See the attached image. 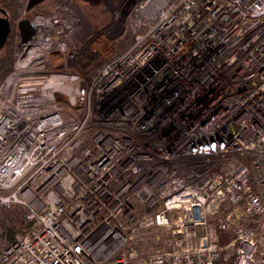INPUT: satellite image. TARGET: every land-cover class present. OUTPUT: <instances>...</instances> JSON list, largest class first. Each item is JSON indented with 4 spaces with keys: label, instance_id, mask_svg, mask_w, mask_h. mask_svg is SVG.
I'll use <instances>...</instances> for the list:
<instances>
[{
    "label": "built area",
    "instance_id": "2783aa9c",
    "mask_svg": "<svg viewBox=\"0 0 264 264\" xmlns=\"http://www.w3.org/2000/svg\"><path fill=\"white\" fill-rule=\"evenodd\" d=\"M129 1L109 59L16 44L0 207L30 230L0 264H264V0Z\"/></svg>",
    "mask_w": 264,
    "mask_h": 264
},
{
    "label": "trees",
    "instance_id": "16d2710c",
    "mask_svg": "<svg viewBox=\"0 0 264 264\" xmlns=\"http://www.w3.org/2000/svg\"><path fill=\"white\" fill-rule=\"evenodd\" d=\"M65 0H55L53 6L54 9L62 4ZM18 6V9L24 8V3L22 0H19V3L15 4ZM108 13L105 11L100 15L108 17ZM99 17V18H100ZM110 18V17H109ZM89 22L93 25L94 28L101 30L106 24L93 23V20L88 19ZM126 34L123 37L118 38L114 43V48L116 54H121L126 52L130 45L132 44L133 37L132 34L126 30ZM18 33L12 36L10 42L0 51V85L4 82L7 76L15 70V41ZM100 60V55L95 52H87L82 59L79 61V64L82 67L90 66L94 62ZM27 210L21 205H14L10 209L0 207V250L8 246L14 241L17 235H26L30 230V225L26 221ZM223 263V260L220 261Z\"/></svg>",
    "mask_w": 264,
    "mask_h": 264
},
{
    "label": "rangeland",
    "instance_id": "374dc122",
    "mask_svg": "<svg viewBox=\"0 0 264 264\" xmlns=\"http://www.w3.org/2000/svg\"><path fill=\"white\" fill-rule=\"evenodd\" d=\"M24 3V7L27 4L28 0H22ZM66 1V0H65ZM64 1V2H65ZM55 0H48L43 4V10H44V18H53L57 11L60 9L61 4L54 9ZM63 2V3H64ZM75 2V1H74ZM125 2H129V0H125ZM76 3V2H75ZM75 3H71V6H75ZM80 6V5H79ZM24 9V8H23ZM89 6L85 5V10H88ZM91 15L89 19L93 20L94 24H97V26H100L98 24H105L101 30H98L93 27V25L89 22L88 18L87 21L90 23L91 26H89L87 21H84L83 19L76 18V24L78 25V32H76V35L74 36V41L77 43L78 37H83L86 44L89 49L96 50L102 54L105 58L109 59L114 54V45L115 40L123 37L126 34V30H122L119 28V24H123V27L126 26L125 22L122 21L121 16L123 13L117 10H112V8H109L108 6H100L95 8H90ZM107 12L109 15L108 17L101 16L100 15L104 12ZM100 17V18H99ZM110 17V18H109ZM102 24V25H103ZM88 29L93 30L94 33L88 34ZM107 29V30H106ZM106 30L105 32L100 33V31ZM112 42V43H111Z\"/></svg>",
    "mask_w": 264,
    "mask_h": 264
},
{
    "label": "bare ground",
    "instance_id": "6f19581e",
    "mask_svg": "<svg viewBox=\"0 0 264 264\" xmlns=\"http://www.w3.org/2000/svg\"><path fill=\"white\" fill-rule=\"evenodd\" d=\"M75 13L65 5L56 18L39 17L35 23L37 38L29 43L27 47H22L21 54L26 59H45L48 52L59 48L66 52L74 46V36L78 32V26L74 21ZM78 18L83 19L80 14ZM75 31V32H74ZM88 34L94 33L88 29ZM83 40V37H78Z\"/></svg>",
    "mask_w": 264,
    "mask_h": 264
},
{
    "label": "flooded vegetation",
    "instance_id": "af4514ba",
    "mask_svg": "<svg viewBox=\"0 0 264 264\" xmlns=\"http://www.w3.org/2000/svg\"><path fill=\"white\" fill-rule=\"evenodd\" d=\"M72 2L75 3L74 7L71 6ZM16 3H19V0H0V23L3 24L7 22L9 25V33L7 35V40L3 48L8 45L10 39L16 33H18L19 36L17 35L15 41V47L17 43L22 44V38L20 36V29H19L20 22L24 20H28L33 24L35 28V23L37 19L39 17H44L43 15L45 14L42 8L45 2L36 6L30 11H27L28 2L25 5L24 9L21 8L20 11L18 9V6L15 5ZM125 4H127L126 7ZM131 4L132 3L130 1L127 3L125 2V0H89L88 2L84 0H66L64 3L61 4L62 6L60 7H64L65 5L69 6L75 13L74 18H78L77 15L82 13L85 17L89 19L91 15L90 8H95V7L99 8L100 6L105 5L108 6L109 8H112V10H117L120 11L121 13H124L131 6ZM85 5L89 6L88 10H85ZM36 33L37 32L35 30V35Z\"/></svg>",
    "mask_w": 264,
    "mask_h": 264
},
{
    "label": "water",
    "instance_id": "95a60500",
    "mask_svg": "<svg viewBox=\"0 0 264 264\" xmlns=\"http://www.w3.org/2000/svg\"><path fill=\"white\" fill-rule=\"evenodd\" d=\"M46 1L47 0H28L27 11L32 10L36 6L42 4ZM84 1L88 2L89 0H84ZM62 9H63V7H60V9L57 11L56 15L53 18H56ZM80 15L84 21H87V19L84 17V15L82 13H80ZM74 21L76 22V18H74ZM88 24H89V26H91L89 22H88ZM19 29H20V36L22 38L23 44H28V43L33 41V39L35 38V28L30 21L24 20V21L20 22ZM106 30H102V31H100V33L105 32ZM8 33H9L8 23L7 22H5L3 24L0 23V51L6 43Z\"/></svg>",
    "mask_w": 264,
    "mask_h": 264
}]
</instances>
